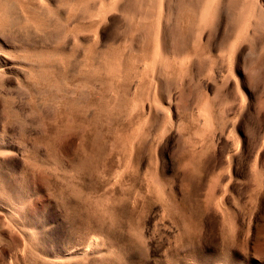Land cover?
I'll return each instance as SVG.
<instances>
[{
    "label": "rangeland",
    "instance_id": "obj_1",
    "mask_svg": "<svg viewBox=\"0 0 264 264\" xmlns=\"http://www.w3.org/2000/svg\"><path fill=\"white\" fill-rule=\"evenodd\" d=\"M141 1L93 61L64 7L1 0L0 264H264V13L180 0L164 40Z\"/></svg>",
    "mask_w": 264,
    "mask_h": 264
},
{
    "label": "bare ground",
    "instance_id": "obj_2",
    "mask_svg": "<svg viewBox=\"0 0 264 264\" xmlns=\"http://www.w3.org/2000/svg\"><path fill=\"white\" fill-rule=\"evenodd\" d=\"M50 1V0H49ZM53 2L54 5H56L58 8L61 6V7H64L63 10L62 9H59V14H61L60 16H65V20L68 21V24H76L78 26V28L80 29V31H76L77 34L75 33L74 37V40L73 42L74 43H78L80 46H83L85 49H89V48H93L95 49V55H93L92 57V60H96L97 59V54H99L98 52V38H99V35L101 34V39H102V33H101V29L103 28V24L107 23L110 21V16L111 13H115L116 11H118L119 13L121 12L122 15H127V13H130L132 14V16L135 18L137 15V9L136 8H130V5H129V0H51ZM138 1V0H137ZM144 1V0H143ZM141 1V2H143ZM186 1V0H185ZM194 1V0H193ZM192 1V2H193ZM197 1V0H196ZM207 1V0H206ZM261 1V0H260ZM180 0H166V4H165V15L167 18L163 24V35L161 38H165L167 37L168 35V29L170 27H167V25L169 24V20H172V17H173V14L174 12L178 9L177 7L178 4H179ZM182 2V0H181ZM191 2V1H190ZM230 0H209V8L210 10L215 13L218 17L217 18H220V17H223L226 12L228 11L229 12V5H230ZM264 2V1H263ZM57 3V4H56ZM145 3V1H144ZM140 3V5H144ZM195 3V2H194ZM205 3V2H204ZM7 4V3H6ZM134 4V3H133ZM149 4V3H148ZM154 4V3H153ZM187 4V3H185ZM196 4V3H195ZM247 4V3H246ZM248 9L249 7L251 8V14H253L254 16H259V15H262L264 13V3L263 4H258V0H248ZM33 5V4H32ZM135 5V4H134ZM146 5V4H145ZM184 5V3H183ZM188 5V4H187ZM205 5V4H202V6ZM7 6V5H6ZM132 6V5H131ZM206 6V5H205ZM8 7V6H7ZM34 7V6H33ZM192 8V10L194 11V13L197 12V7L195 8V5H193L192 3H190V6ZM201 7V6H200ZM199 7V8H200ZM204 7V6H203ZM4 8V5L3 3H1V0H0V9ZM32 9V6L30 7ZM38 8V7H37ZM180 8V7H179ZM198 8V9H199ZM202 8V7H201ZM200 8V9H201ZM246 8V7H245ZM8 9V8H7ZM35 9V8H33ZM53 9V8H52ZM156 9V8H155ZM203 9V8H202ZM247 9V10H248ZM36 11L38 9H35ZM140 10H141V6H140ZM147 10V9H146ZM58 11V10H57ZM145 11V10H143ZM161 11V9H160ZM203 11V10H202ZM232 11V10H230ZM140 12V11H139ZM210 12V11H209ZM161 13V12H160ZM200 13V12H198ZM206 13V12H205ZM204 13V15H205ZM230 13V12H229ZM143 14V13H141ZM228 14V13H227ZM226 14V15H227ZM114 15V14H113ZM116 15V14H115ZM114 15V16H115ZM121 15V14H120ZM225 15V16H226ZM131 16V18H132ZM143 17H145L144 15H141ZM163 16V15H162ZM163 16V18H164ZM202 16V15H201ZM206 16V15H205ZM213 16V14H212ZM215 16V15H214ZM139 17V20H140V16ZM159 17V16H158ZM117 18V17H116ZM162 18V20H164ZM216 18V17H215ZM121 19V17L119 18V20ZM137 19V17H136ZM210 19V18H209ZM249 19V18H248ZM117 20V19H116ZM132 20V19H131ZM138 20V19H137ZM138 20V21H139ZM161 20L160 23H163ZM222 20V19H221ZM113 21V20H112ZM115 21V20H114ZM122 23H123V20L121 19ZM137 21V22H138ZM202 21V20H201ZM200 21V22H201ZM250 23H251V20H249ZM119 22V21H118ZM144 22V21H143ZM171 22V23H172ZM199 22V23H200ZM217 22V21H215ZM221 22V21H220ZM8 23V20L6 18H2L0 19V26L1 27H5ZM113 23V22H111ZM139 23V22H138ZM249 23V22H248ZM247 23V24H248ZM116 24V23H115ZM221 24V23H220ZM252 24V23H251ZM66 25V24H65ZM68 25V26H69ZM73 25V26H74ZM119 25V24H117ZM125 25V24H124ZM122 25V27L124 26ZM174 25V24H173ZM216 25V24H215ZM139 26H140V23H139ZM138 26V28H139ZM169 26V25H168ZM175 26V25H174ZM201 26V25H200ZM63 27V26H62ZM161 27V26H160ZM216 27V26H215ZM220 27V26H219ZM246 27V26H245ZM249 27V24L248 26ZM120 28V27H119ZM125 28V26H124ZM157 28V27H156ZM175 28V27H174ZM72 29V28H71ZM74 29V28H73ZM77 29V28H76ZM140 29V28H139ZM158 29H161V28H158ZM172 29V27H171ZM216 29V28H215ZM137 30V27L136 29ZM148 30V29H147ZM168 30V31H167ZM174 30V29H173ZM244 30V28L242 29V31ZM4 31V30H3ZM126 31V30H125ZM158 31V30H157ZM161 31V30H160ZM241 31V33H243ZM72 32V31H71ZM136 32H140V31H136ZM168 32V33H167ZM67 33V32H66ZM73 33V32H72ZM73 33V34H74ZM91 33H93V35L95 36H92ZM100 33V34H98ZM137 34V33H136ZM143 35V34H142ZM169 35L171 36V33H169ZM168 35V36H169ZM160 37V33L158 35ZM169 36V37H170ZM129 37V36H128ZM132 37V36H131ZM167 37V39L169 38ZM71 38V39H72ZM130 38V37H129ZM160 38V39H161ZM67 39H70V38H67ZM122 40V38H120ZM124 39V38H123ZM126 39V38H125ZM131 39V38H130ZM158 39V38H157ZM132 40V39H131ZM169 40V39H168ZM163 41V40H162ZM120 42V41H119ZM122 42V41H121ZM121 42H120V45H121ZM127 42V41H125ZM133 42V40H132ZM131 41H129V43H132ZM153 42V41H152ZM167 42V41H166ZM114 43V42H113ZM128 43V45H129ZM134 43V42H133ZM132 43V44H133ZM160 43V42H159ZM162 43V42H161ZM119 44V43H118ZM131 44V45H132ZM33 46V45H32ZM103 48H107V49H104V54H107L108 53V50H110V46H108L106 43H103L102 44ZM24 47V46H23ZM28 48V47H27ZM33 48V47H32ZM58 48V47H57ZM25 51V50H23ZM27 51H31L30 49L27 50ZM161 51V50H160ZM46 51L44 50H39L37 51L36 53H31V54H38V55H45ZM30 54V55H31ZM29 55V52L28 54ZM31 57V56H29ZM46 72V71H45ZM0 76H5V70L4 68H2L0 66Z\"/></svg>",
    "mask_w": 264,
    "mask_h": 264
}]
</instances>
